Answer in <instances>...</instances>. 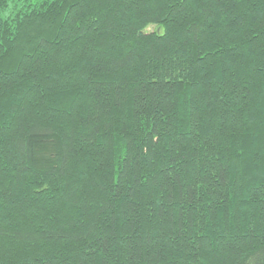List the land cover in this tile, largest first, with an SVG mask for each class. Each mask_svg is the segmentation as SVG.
Instances as JSON below:
<instances>
[{
	"label": "trees",
	"instance_id": "16d2710c",
	"mask_svg": "<svg viewBox=\"0 0 264 264\" xmlns=\"http://www.w3.org/2000/svg\"><path fill=\"white\" fill-rule=\"evenodd\" d=\"M0 264H264V0H0Z\"/></svg>",
	"mask_w": 264,
	"mask_h": 264
},
{
	"label": "rangeland",
	"instance_id": "374dc122",
	"mask_svg": "<svg viewBox=\"0 0 264 264\" xmlns=\"http://www.w3.org/2000/svg\"><path fill=\"white\" fill-rule=\"evenodd\" d=\"M157 30V27H154V26H150L147 28V31H155Z\"/></svg>",
	"mask_w": 264,
	"mask_h": 264
}]
</instances>
